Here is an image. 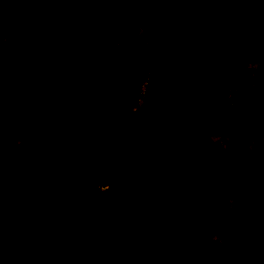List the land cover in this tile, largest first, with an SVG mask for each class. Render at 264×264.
Instances as JSON below:
<instances>
[{
    "label": "trees",
    "instance_id": "16d2710c",
    "mask_svg": "<svg viewBox=\"0 0 264 264\" xmlns=\"http://www.w3.org/2000/svg\"><path fill=\"white\" fill-rule=\"evenodd\" d=\"M23 1L54 12L71 11L81 0ZM142 1L148 11L161 2L103 0L73 23L32 19L24 27L28 40L0 45V140L33 152L92 151L76 164L64 157L16 167L0 160V236L19 241L110 222L42 239L5 254L0 264H158L171 254L198 264H264V185L242 175L233 155L219 163L200 133L181 134L156 160L134 168L171 124L184 129L223 112L228 79L238 72L244 78V52L262 58L258 13L240 7L230 16L219 0L174 7L169 38L145 68L127 71L104 90L95 110L80 83L92 79L115 31L124 42L137 36L133 9ZM37 41L68 77L35 72L19 90L15 81L31 60L28 43ZM145 76L143 103L135 109ZM262 111L248 107L230 132L244 139L246 119ZM174 186L203 210L207 225L199 237L180 221ZM234 195L250 216L230 208Z\"/></svg>",
    "mask_w": 264,
    "mask_h": 264
},
{
    "label": "rangeland",
    "instance_id": "374dc122",
    "mask_svg": "<svg viewBox=\"0 0 264 264\" xmlns=\"http://www.w3.org/2000/svg\"><path fill=\"white\" fill-rule=\"evenodd\" d=\"M194 0H161V2L150 9L146 8L145 2H139L133 9V14L138 23V34L132 40H123V33L115 31L113 37L108 41L104 55L99 61L94 76L90 80L82 81L80 84L85 88L91 99L94 109L97 110V103L101 93L110 85L117 82L127 71L135 67L145 68L147 63L153 58L159 44L164 43L169 38L168 16L176 12V8L188 7ZM103 0H81L71 11L47 12L28 6L23 0H0V45L16 43L28 40L25 25L32 19L38 23L46 24L50 21H67L73 23L87 10L95 5L101 4ZM233 16L242 7L246 11L258 13L259 23L264 28V10H259L263 6L262 0H219ZM252 18V17H251ZM254 16V19H257ZM56 22V23H57ZM258 41L261 52L260 59H254L251 49L244 52L245 67L240 73L233 74L228 79L227 106L219 115H207L195 126L181 129L179 123L171 124L164 132L159 143L151 148L141 160L135 164L134 168L156 160L160 151L170 143L173 137L181 134L191 135L200 133L206 139L214 151V155L219 163L233 155L236 163L240 166V173L247 176L259 185L262 190L264 185V29ZM127 39V38H125ZM29 44L31 60L27 63L21 76L16 79L15 85L19 90H23L28 78L35 72H48L60 77H68L62 70L52 66L46 59L40 41ZM146 79L141 82L140 88L135 98V109L143 103V95L146 86ZM2 98L0 97V109L2 108ZM248 107L259 108L263 111L252 116L246 121L249 123L243 130L247 134L244 139L235 138L230 132V126L245 118V109ZM256 127V130L252 129ZM251 132L249 137L248 133ZM251 138L247 141V138ZM92 153L85 148L75 149H46L38 152L25 150L20 147L10 146L5 140H0V160L6 161L12 166H21L23 161L36 158L47 162L53 158L64 157L71 159L75 164L83 156ZM73 163V164H74ZM104 188V186H96ZM172 192L179 197L177 207L180 221L186 226L187 232L195 237H199L206 228V220L203 210L194 197H185L181 194L178 186L172 188ZM230 208L234 211L246 212V204L238 196L228 199ZM3 206H0V214ZM127 216L122 217L125 221ZM110 222L102 224H82L76 227H66L48 235H41L37 238H26L14 241L11 238L0 236V257L7 253L26 248L38 241L57 237L67 232L80 231L88 228H109ZM113 237H111L112 243ZM112 245V244H111ZM158 264H198L194 259H181L172 255Z\"/></svg>",
    "mask_w": 264,
    "mask_h": 264
}]
</instances>
